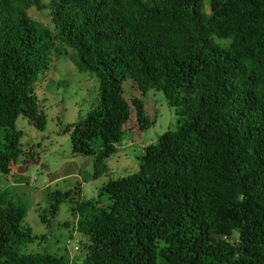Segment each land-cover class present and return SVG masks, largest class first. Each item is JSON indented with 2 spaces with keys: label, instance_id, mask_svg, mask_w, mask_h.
<instances>
[{
  "label": "trees",
  "instance_id": "obj_1",
  "mask_svg": "<svg viewBox=\"0 0 264 264\" xmlns=\"http://www.w3.org/2000/svg\"><path fill=\"white\" fill-rule=\"evenodd\" d=\"M62 54L98 79L92 108L63 128L95 178L133 116L154 125L141 96L162 91L176 116L98 197L49 193L41 221L70 201L61 226L85 255L47 244L1 184L24 154L18 118L46 125L38 85ZM0 264H264V0H0Z\"/></svg>",
  "mask_w": 264,
  "mask_h": 264
},
{
  "label": "rangeland",
  "instance_id": "obj_2",
  "mask_svg": "<svg viewBox=\"0 0 264 264\" xmlns=\"http://www.w3.org/2000/svg\"><path fill=\"white\" fill-rule=\"evenodd\" d=\"M29 13L33 18L51 24L48 9L33 6ZM53 68L38 85L47 116L46 125L44 129H38L27 118H18L16 124L21 130L20 143L24 154L16 163L15 174L10 176V180L3 176L1 184L14 187L17 196L27 205L25 224L36 234H49L47 244L53 243L56 237H62L60 243L69 247L71 255L77 251L85 255V249H77L80 233H74L72 227L61 226L65 220H74L68 209L70 201L60 204L52 225L47 226L41 221L40 212L48 205L49 193L57 189L67 191L75 186L80 187L81 199L98 197L101 187L110 178L139 169L144 147L154 137L174 128L176 116L162 91L152 89L141 96L146 110L151 111V118L154 120L157 115L154 125L148 130H139L133 116V122L129 121L126 126L119 149L106 159L109 170L95 178L94 156L74 152L70 133L63 132V128L85 116L92 108L99 97L98 79L93 73L78 69L66 54L55 60ZM59 82L62 84L60 87ZM22 164L24 171L19 172L18 167ZM31 248H35L33 243Z\"/></svg>",
  "mask_w": 264,
  "mask_h": 264
},
{
  "label": "water",
  "instance_id": "obj_3",
  "mask_svg": "<svg viewBox=\"0 0 264 264\" xmlns=\"http://www.w3.org/2000/svg\"><path fill=\"white\" fill-rule=\"evenodd\" d=\"M158 136H159V135H158ZM24 164H25V162H24ZM22 166H23V164H22V165H20V166L18 167V171H19V172H23V171H24V169H23V167H22Z\"/></svg>",
  "mask_w": 264,
  "mask_h": 264
}]
</instances>
